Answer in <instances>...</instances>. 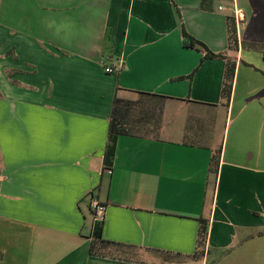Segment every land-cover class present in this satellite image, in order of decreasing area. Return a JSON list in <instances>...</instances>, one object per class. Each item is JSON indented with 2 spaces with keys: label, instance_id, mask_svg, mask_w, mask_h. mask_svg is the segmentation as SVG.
I'll use <instances>...</instances> for the list:
<instances>
[{
  "label": "crops",
  "instance_id": "crops-1",
  "mask_svg": "<svg viewBox=\"0 0 264 264\" xmlns=\"http://www.w3.org/2000/svg\"><path fill=\"white\" fill-rule=\"evenodd\" d=\"M229 18L264 43V0H1L0 264H264V55L225 106V62L182 38L222 53Z\"/></svg>",
  "mask_w": 264,
  "mask_h": 264
},
{
  "label": "trees",
  "instance_id": "trees-1",
  "mask_svg": "<svg viewBox=\"0 0 264 264\" xmlns=\"http://www.w3.org/2000/svg\"><path fill=\"white\" fill-rule=\"evenodd\" d=\"M0 4H1V0H0ZM227 26H228L227 49L222 53H214L210 51L208 47H206L200 41L192 37L185 29L182 32L183 42L186 47L189 48L200 47L205 52L206 59L219 58L225 62V73H224L223 86H222V104L225 106H229L231 102L234 80L236 77V70L238 64L237 62L238 53L240 52V49L244 47L256 48L261 50L264 55V43L261 45H256V44L245 43L240 41L236 19L229 18L227 21ZM137 96L140 100H142L143 98L156 96V95L150 93L138 92ZM131 106L132 104L130 101H125L119 98H116L114 101V107L112 110L111 123H110L111 124L110 143L108 144L106 156H105V162L108 166L112 165L116 152V146H115L116 139L123 132L125 122L128 120L130 112L132 110ZM100 230L101 228L99 226H97L95 229L97 239H99L100 237ZM206 239H207V222L201 221V226L199 231V247L201 249L197 253L198 256H202L204 254Z\"/></svg>",
  "mask_w": 264,
  "mask_h": 264
},
{
  "label": "built area",
  "instance_id": "built-area-1",
  "mask_svg": "<svg viewBox=\"0 0 264 264\" xmlns=\"http://www.w3.org/2000/svg\"><path fill=\"white\" fill-rule=\"evenodd\" d=\"M121 69V64L117 60H110L108 61V65L105 68L106 73L110 74H116ZM107 171H110L108 168ZM91 209L94 213V218L96 221H103L106 214V206L97 201L96 199H93L91 201Z\"/></svg>",
  "mask_w": 264,
  "mask_h": 264
},
{
  "label": "rangeland",
  "instance_id": "rangeland-1",
  "mask_svg": "<svg viewBox=\"0 0 264 264\" xmlns=\"http://www.w3.org/2000/svg\"><path fill=\"white\" fill-rule=\"evenodd\" d=\"M244 50L245 51H252V52H259V49H256V48H249V47H244ZM136 98H133L132 101L135 102V103H138L139 101L138 100H135Z\"/></svg>",
  "mask_w": 264,
  "mask_h": 264
}]
</instances>
